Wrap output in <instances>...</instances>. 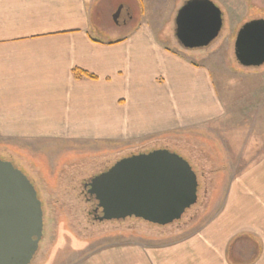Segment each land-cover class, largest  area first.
Returning a JSON list of instances; mask_svg holds the SVG:
<instances>
[{
	"label": "crops",
	"instance_id": "crops-1",
	"mask_svg": "<svg viewBox=\"0 0 264 264\" xmlns=\"http://www.w3.org/2000/svg\"><path fill=\"white\" fill-rule=\"evenodd\" d=\"M95 1L0 0V132L108 133L124 142L205 132L227 115L210 72L157 30L96 40ZM263 143L199 229L114 245L85 264H264Z\"/></svg>",
	"mask_w": 264,
	"mask_h": 264
},
{
	"label": "rangeland",
	"instance_id": "rangeland-1",
	"mask_svg": "<svg viewBox=\"0 0 264 264\" xmlns=\"http://www.w3.org/2000/svg\"><path fill=\"white\" fill-rule=\"evenodd\" d=\"M186 1L96 0L93 36L112 42L139 26L157 30L167 47L210 72L218 93L228 105L227 115L221 121L212 119L205 132L175 131L169 137L154 135L124 142L109 139L108 133L0 132V159L21 169L34 183L42 201L44 236L31 264H85L93 253L114 245L138 239L173 241L190 235L217 215L231 177L247 166L241 161L261 148L264 67H241L234 45L245 23L264 19V0H212L223 11L221 36L210 47L193 51L183 50L174 35L177 12ZM118 11L121 14L116 22L114 16ZM158 149L176 153L191 164L200 183L197 205L180 222L167 227L135 218L91 222L89 205L81 193L83 183L123 158Z\"/></svg>",
	"mask_w": 264,
	"mask_h": 264
},
{
	"label": "water",
	"instance_id": "water-1",
	"mask_svg": "<svg viewBox=\"0 0 264 264\" xmlns=\"http://www.w3.org/2000/svg\"><path fill=\"white\" fill-rule=\"evenodd\" d=\"M121 11L114 19L117 22ZM223 11L212 0H187L175 18L174 35L186 51L210 47L221 36ZM235 58L245 68L264 67V19L237 33ZM89 194L99 222L135 218L167 227L199 202V177L182 156L167 149L135 154L95 176ZM44 211L37 189L11 161L0 159V264H31L44 236Z\"/></svg>",
	"mask_w": 264,
	"mask_h": 264
},
{
	"label": "flooded vegetation",
	"instance_id": "flooded-vegetation-1",
	"mask_svg": "<svg viewBox=\"0 0 264 264\" xmlns=\"http://www.w3.org/2000/svg\"><path fill=\"white\" fill-rule=\"evenodd\" d=\"M113 165L114 164H112L110 167L109 166L105 167L103 170H100L98 173L92 175L88 180H86L83 183V187H82L83 190H82L81 193H82L83 197H85L86 203L89 205V209H88L89 210L88 211V219H90L91 222H99L97 220V218L102 215V210L101 209L98 210V202L96 201V199L94 197H92L89 194V190H90L89 184H90L91 180L95 176H97V175H99V174H101L103 172L108 171ZM99 223H103V222H99Z\"/></svg>",
	"mask_w": 264,
	"mask_h": 264
},
{
	"label": "trees",
	"instance_id": "trees-1",
	"mask_svg": "<svg viewBox=\"0 0 264 264\" xmlns=\"http://www.w3.org/2000/svg\"><path fill=\"white\" fill-rule=\"evenodd\" d=\"M79 74H84V73H79ZM89 77H91L92 79H94L95 77H93V76H91V75H89Z\"/></svg>",
	"mask_w": 264,
	"mask_h": 264
}]
</instances>
